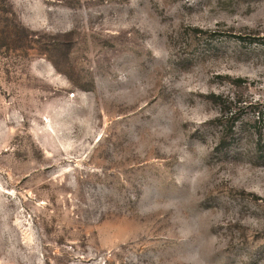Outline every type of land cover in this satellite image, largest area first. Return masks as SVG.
<instances>
[{
	"label": "rangeland",
	"instance_id": "374dc122",
	"mask_svg": "<svg viewBox=\"0 0 264 264\" xmlns=\"http://www.w3.org/2000/svg\"><path fill=\"white\" fill-rule=\"evenodd\" d=\"M0 264H264V0H0Z\"/></svg>",
	"mask_w": 264,
	"mask_h": 264
}]
</instances>
